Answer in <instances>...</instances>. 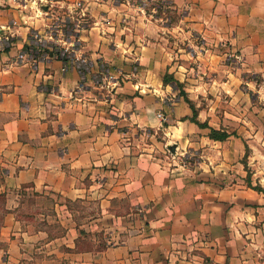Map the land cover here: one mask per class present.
Returning a JSON list of instances; mask_svg holds the SVG:
<instances>
[{
  "label": "crops",
  "instance_id": "0c3cea01",
  "mask_svg": "<svg viewBox=\"0 0 264 264\" xmlns=\"http://www.w3.org/2000/svg\"><path fill=\"white\" fill-rule=\"evenodd\" d=\"M151 1L0 0V264H264V0Z\"/></svg>",
  "mask_w": 264,
  "mask_h": 264
},
{
  "label": "rangeland",
  "instance_id": "374dc122",
  "mask_svg": "<svg viewBox=\"0 0 264 264\" xmlns=\"http://www.w3.org/2000/svg\"><path fill=\"white\" fill-rule=\"evenodd\" d=\"M164 0H154V2H149L150 4V9H152L153 6L160 5L158 9L160 10V13H162V10L164 8ZM149 6V5H148ZM151 11V10H150ZM167 15H169L171 18H175V13L172 12L171 8L167 9L166 12ZM245 79H249L254 81V83L258 86L260 85L261 91L259 93H253L255 101L259 102L261 105L262 109H264V77L263 76H253L251 73H248L247 76H245ZM259 88V86H258ZM252 91L254 90V87L251 89Z\"/></svg>",
  "mask_w": 264,
  "mask_h": 264
},
{
  "label": "built area",
  "instance_id": "2783aa9c",
  "mask_svg": "<svg viewBox=\"0 0 264 264\" xmlns=\"http://www.w3.org/2000/svg\"><path fill=\"white\" fill-rule=\"evenodd\" d=\"M158 7H160V5H155V6H153L152 7V9H151V11H150V13L153 15V14H155V12H156V10H157V8ZM63 23V25H62V23ZM66 22V20H62L61 21V19H59L58 21H55V22H53L52 23V26H49L51 29H56L57 27H60L61 25H62V27H66V24H64ZM61 23V24H60ZM37 35V34H36ZM51 37V36H50ZM52 38V37H51ZM70 47H71V44H69V45H66V44H64L63 46L62 45H57V54L61 57V58H64L65 59V57H67V56H69V49H70ZM21 56H22V54H20ZM80 59H82L83 58V56H81L80 55V57H79ZM82 60H84V59H82ZM87 63V62H86ZM160 115H161V113H159Z\"/></svg>",
  "mask_w": 264,
  "mask_h": 264
},
{
  "label": "trees",
  "instance_id": "16d2710c",
  "mask_svg": "<svg viewBox=\"0 0 264 264\" xmlns=\"http://www.w3.org/2000/svg\"><path fill=\"white\" fill-rule=\"evenodd\" d=\"M166 78V77H164ZM167 79V78H166ZM210 136L211 137H216V138H222V137H225L227 135L226 132H218V130L214 129V128H211L210 129V132H209ZM247 152V151H246Z\"/></svg>",
  "mask_w": 264,
  "mask_h": 264
}]
</instances>
